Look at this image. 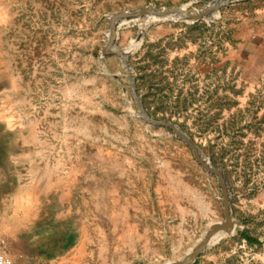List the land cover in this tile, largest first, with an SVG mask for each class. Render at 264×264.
Segmentation results:
<instances>
[{"label": "rangeland", "instance_id": "rangeland-1", "mask_svg": "<svg viewBox=\"0 0 264 264\" xmlns=\"http://www.w3.org/2000/svg\"><path fill=\"white\" fill-rule=\"evenodd\" d=\"M217 0H0V236L13 264H169L223 222L218 180L136 110L112 16ZM116 25L146 116L226 182L192 264H264V0ZM248 238V240H247Z\"/></svg>", "mask_w": 264, "mask_h": 264}, {"label": "water", "instance_id": "water-1", "mask_svg": "<svg viewBox=\"0 0 264 264\" xmlns=\"http://www.w3.org/2000/svg\"><path fill=\"white\" fill-rule=\"evenodd\" d=\"M217 0L216 2H218ZM228 2L229 0H223ZM221 5H215L212 8L209 7L201 12H198L196 14H190L181 11V9H173V10H162L158 11L153 9L152 7H148L143 10L133 11V12H125L120 13L112 16V22H111V33H110V39L107 45L103 48L102 54L104 56H116L119 59L121 58V64L123 66V69L126 73V80L128 82V86L130 89V92L133 96L134 103L136 110L139 113L140 118L148 125L153 126L155 128H164L166 130L171 131L176 138H178L180 141H182L192 152L193 158L196 161V163L209 175L214 176L220 185L221 194H222V202H223V222L218 224H213L210 226L204 237L200 240V242L181 260L171 262L169 264H192L195 259L199 256V254L209 245L210 240L218 233H224L228 234L231 226L233 224V220L230 215V204H229V196H228V190L225 182V178L223 174L214 169L212 166H210L205 159L202 158L200 155L197 147L180 131L177 130L175 126L168 122L163 121H155L149 119L146 114L143 111V108L141 106V102L139 100V97L137 95L136 89L134 87L133 78L131 76L130 68L127 63V59H122L121 53L114 52L111 48L113 47V42L116 37V25L119 22L128 21L131 19H140V18H146L153 16L158 20H166L169 17H179L184 21H189L191 23H197L200 22L211 15L218 13L221 10Z\"/></svg>", "mask_w": 264, "mask_h": 264}, {"label": "bare ground", "instance_id": "bare-ground-1", "mask_svg": "<svg viewBox=\"0 0 264 264\" xmlns=\"http://www.w3.org/2000/svg\"><path fill=\"white\" fill-rule=\"evenodd\" d=\"M221 0H219L218 2H215L212 6H211V8L213 7V6H215V5H220L221 4ZM154 9V8H153ZM181 11H183V12H186V11H184V10H181ZM187 13V12H186ZM215 14H217V13H215ZM215 14H213V15H215ZM213 15H211L210 17H212ZM151 17H153V16H150V17H146V19L147 18H150V20H154L153 18H151ZM175 17V16H174ZM177 17V16H176ZM210 17H208V18H210ZM155 18V17H154ZM169 18H172V17H169ZM178 18H181V16H179ZM208 18H206V19H208ZM182 19V18H181ZM205 19V20H206ZM111 22H112V18H111ZM110 27H111V24H110ZM110 33H111V30H110ZM109 39H110V36H109ZM109 42V41H108ZM114 52H116V51H114ZM118 53H121V52H118ZM121 57H122V59H125L124 57H123V53H121ZM120 60H121V58H120ZM123 67V66H122ZM139 114V113H138ZM140 117V116H139ZM208 163V162H207ZM237 226V224H235L234 222H233V224H232V226H231V229H230V231H229V233L230 232H232L234 229H235V227ZM228 233V234H229ZM228 234H224V233H218V234H216L211 240H219L220 238H222L224 235H228ZM211 240H210V242H211ZM209 242V243H210Z\"/></svg>", "mask_w": 264, "mask_h": 264}, {"label": "built area", "instance_id": "built-area-1", "mask_svg": "<svg viewBox=\"0 0 264 264\" xmlns=\"http://www.w3.org/2000/svg\"><path fill=\"white\" fill-rule=\"evenodd\" d=\"M0 264H13L6 246L5 239L0 236Z\"/></svg>", "mask_w": 264, "mask_h": 264}, {"label": "trees", "instance_id": "trees-1", "mask_svg": "<svg viewBox=\"0 0 264 264\" xmlns=\"http://www.w3.org/2000/svg\"><path fill=\"white\" fill-rule=\"evenodd\" d=\"M247 240H248V238H247Z\"/></svg>", "mask_w": 264, "mask_h": 264}]
</instances>
